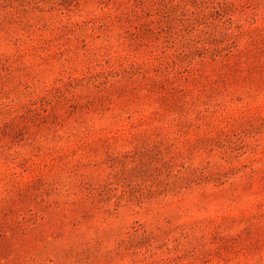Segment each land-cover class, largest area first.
Listing matches in <instances>:
<instances>
[{
    "label": "rangeland",
    "instance_id": "rangeland-1",
    "mask_svg": "<svg viewBox=\"0 0 264 264\" xmlns=\"http://www.w3.org/2000/svg\"><path fill=\"white\" fill-rule=\"evenodd\" d=\"M0 264H264V0H0Z\"/></svg>",
    "mask_w": 264,
    "mask_h": 264
}]
</instances>
